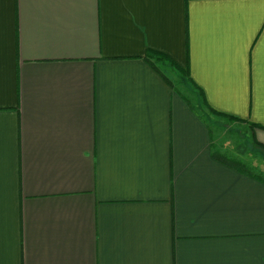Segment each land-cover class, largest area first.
<instances>
[{"label":"crops","instance_id":"crops-1","mask_svg":"<svg viewBox=\"0 0 264 264\" xmlns=\"http://www.w3.org/2000/svg\"><path fill=\"white\" fill-rule=\"evenodd\" d=\"M249 138L264 0H0V264H264Z\"/></svg>","mask_w":264,"mask_h":264},{"label":"rangeland","instance_id":"rangeland-1","mask_svg":"<svg viewBox=\"0 0 264 264\" xmlns=\"http://www.w3.org/2000/svg\"><path fill=\"white\" fill-rule=\"evenodd\" d=\"M248 143L247 150L245 154L242 155V160L240 159L244 165L242 167H246L247 170L257 171V165L262 163V155L260 153H263L264 151L262 149L257 151L256 147L252 144L251 138H249Z\"/></svg>","mask_w":264,"mask_h":264},{"label":"trees","instance_id":"trees-1","mask_svg":"<svg viewBox=\"0 0 264 264\" xmlns=\"http://www.w3.org/2000/svg\"><path fill=\"white\" fill-rule=\"evenodd\" d=\"M147 55L149 56V57H151V56H158V57H156L157 59L158 58H160V57H164L165 55H163L162 53H160V52H158V51H154V50H148L147 51ZM166 57V56H165ZM173 64H175L174 62H173ZM231 119V118H230ZM252 144L255 146V147H257L258 149H262L263 151H264V144H262V143H260V142H258V141H255V139H253V142H252ZM263 157H264V155H263ZM217 159H222V160H224V161H229V162H231L232 164H234V165H239V167H241V168H243V169H246V167H242V166H244L243 165V162H241V160L240 159H237V158H235V157H229V155H224V154H222V153H217Z\"/></svg>","mask_w":264,"mask_h":264}]
</instances>
